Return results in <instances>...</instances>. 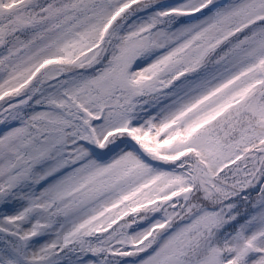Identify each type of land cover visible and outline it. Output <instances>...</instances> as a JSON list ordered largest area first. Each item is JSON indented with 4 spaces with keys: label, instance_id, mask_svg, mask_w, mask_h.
<instances>
[{
    "label": "snow or ice",
    "instance_id": "6c2138e0",
    "mask_svg": "<svg viewBox=\"0 0 264 264\" xmlns=\"http://www.w3.org/2000/svg\"><path fill=\"white\" fill-rule=\"evenodd\" d=\"M0 264H264V0H0Z\"/></svg>",
    "mask_w": 264,
    "mask_h": 264
}]
</instances>
